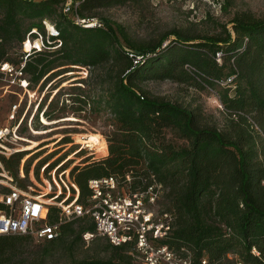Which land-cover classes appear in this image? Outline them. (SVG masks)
<instances>
[{
    "label": "trees",
    "instance_id": "trees-1",
    "mask_svg": "<svg viewBox=\"0 0 264 264\" xmlns=\"http://www.w3.org/2000/svg\"><path fill=\"white\" fill-rule=\"evenodd\" d=\"M127 1L72 0L73 7L78 4L68 13L64 0H0V64L23 62L27 85L41 83L42 89L63 72L87 69L86 78L77 81L83 86H70L71 111L106 114L112 132L106 135L105 157H88L84 165L71 168L77 201L87 205L90 179L117 175L124 180L130 174L132 190H144L156 181L161 185L159 210L172 216L162 243L189 257L191 264H264V15L236 11L228 21L231 29L219 22L210 34L175 27L142 42L107 18L99 17L97 25L88 27L75 20L94 18V9ZM44 19L55 26L56 36L47 34ZM38 34L45 48L11 59L10 49H21L28 35ZM147 80L215 89L222 106L220 120L201 105L153 94L142 86ZM59 95L57 91L43 111L48 120L67 112L66 98L60 106ZM169 132L181 142L168 137ZM23 153L0 155L19 187H24L18 183ZM3 206L0 202V209ZM59 211L48 206L46 221H58ZM86 231L94 232L88 214L63 221L59 236L39 240L41 249L32 257L23 250L29 240L38 241L34 237L0 235V264H44L45 256L60 246L73 253L85 242ZM98 237L107 257L72 259L69 264H140L127 245Z\"/></svg>",
    "mask_w": 264,
    "mask_h": 264
},
{
    "label": "rangeland",
    "instance_id": "rangeland-1",
    "mask_svg": "<svg viewBox=\"0 0 264 264\" xmlns=\"http://www.w3.org/2000/svg\"><path fill=\"white\" fill-rule=\"evenodd\" d=\"M64 2L65 4L72 3V0H64ZM222 6L226 8L223 9ZM246 9L253 11L257 16H262L264 15V0H129L122 4L96 8L93 14L96 15L94 18L97 20L103 17L120 24L132 40L142 42L152 38L156 40L163 32L175 27H193L210 34L214 32L213 27L216 22H219L227 23V27L231 29L228 21L233 13ZM85 13L89 14L87 11ZM28 37L30 40L27 39ZM27 38L21 49L15 46L9 50L12 60H18L21 54L29 50L27 55L31 54L35 46L43 47L40 34L34 38L30 36ZM169 38L164 41L163 45L174 37ZM26 41L31 43L29 50H25ZM87 75V69L79 66L75 70L55 76L42 89L41 83L36 86L23 83L24 86H21L13 76L0 72V127H16L15 132L11 130L8 141L1 143L0 155L9 157L14 152H24L18 167L20 178L18 183L21 182L24 187H19L12 175L4 169L0 160V198L8 189H11L10 186H16L32 195L39 196L48 206L55 208L62 209L61 205L71 207L75 200L76 203L83 204L77 201L79 192L70 176V170L75 165L82 166L87 163L85 160L88 157H92L90 160L105 157L108 149L106 153H99L97 145L88 147L81 144L79 139L95 133L103 136L108 144L106 135L112 132L106 114L88 113L86 109L77 115L71 111L70 86L82 85L77 81L86 78ZM57 83L59 86L51 89ZM142 86L153 94L171 100L201 105L206 113L213 114L219 120L222 116L220 113L222 106L215 89L197 90L195 87L177 84L171 80H147ZM57 91L60 93V106L62 99L66 98L67 112L65 116L48 120L43 111L46 110ZM41 103L43 105L39 109ZM168 137L181 142L170 132ZM27 144H31L32 147L21 148ZM28 151L30 153L26 154ZM51 164L57 165L50 168ZM26 167L28 176L25 178ZM8 177H11L12 181ZM156 206L160 208L159 204ZM87 218L88 221L89 217ZM84 241L83 244L75 246L73 253H69L61 246L54 249L52 254L45 256L44 264H69L72 259L108 256L109 252L103 247L102 237L97 236L89 240L84 239ZM41 244L42 241L29 240L23 250L24 255L32 257V254H36L35 251L41 249Z\"/></svg>",
    "mask_w": 264,
    "mask_h": 264
},
{
    "label": "built area",
    "instance_id": "built-area-1",
    "mask_svg": "<svg viewBox=\"0 0 264 264\" xmlns=\"http://www.w3.org/2000/svg\"><path fill=\"white\" fill-rule=\"evenodd\" d=\"M77 4L78 2L73 7L71 2L66 3L64 11L74 10ZM75 17L76 22L85 27L99 23L96 18ZM42 22L48 35L58 34L49 20L44 19ZM42 45L45 47L43 38ZM43 47L35 46L32 51H39ZM29 51L25 52V56ZM129 55L133 56L130 50ZM138 59L140 56H137ZM22 67L23 64L14 66L4 62L0 64V72L13 76L18 84L24 86L23 83L28 82L23 78ZM11 130L15 132L16 127H0V146L8 141ZM8 178L12 181L11 177ZM131 179L130 174H126L124 180L117 175L90 179L88 205L76 203V200L71 207L61 205L59 220L52 223L46 221L48 204L43 199L16 186H10V191L2 194L0 198L4 205L0 209V235L21 234L30 235L38 241L51 240L59 236L63 221L88 214L94 222V232H84L82 237L85 240L104 236L113 245H127L128 253L140 264H191L189 257L178 255L161 242L168 235L172 221L170 213L162 212L156 206L161 185L153 181L144 190H132L128 184ZM202 264L224 263H208L202 260ZM237 264L243 263L238 261Z\"/></svg>",
    "mask_w": 264,
    "mask_h": 264
},
{
    "label": "bare ground",
    "instance_id": "bare-ground-1",
    "mask_svg": "<svg viewBox=\"0 0 264 264\" xmlns=\"http://www.w3.org/2000/svg\"><path fill=\"white\" fill-rule=\"evenodd\" d=\"M38 45V44H37ZM25 50H29L31 47V43L30 41H26L24 44ZM76 135V134H74ZM80 135V134H79ZM80 137V136H79ZM85 137V138H84ZM34 142V141H33ZM39 142V141H38ZM79 142L82 144H85L88 147L97 145V151L99 153H106L107 152V144L105 139L103 138V136H101L100 134H88L86 136H83V139H79ZM35 143V142H34ZM40 143V142H39ZM77 143V141H76ZM32 145L31 144H27V145H23L21 148L22 149H27V148H31ZM96 150V149H95ZM14 151V150H13ZM89 153V152H88ZM94 153V152H93ZM91 154V153H90ZM48 201V200H47Z\"/></svg>",
    "mask_w": 264,
    "mask_h": 264
}]
</instances>
